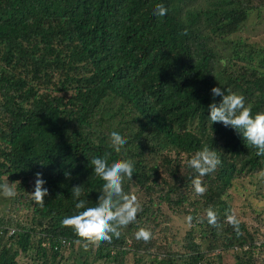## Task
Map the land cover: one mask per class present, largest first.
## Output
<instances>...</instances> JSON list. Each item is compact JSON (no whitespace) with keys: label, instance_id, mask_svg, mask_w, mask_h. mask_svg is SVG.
Segmentation results:
<instances>
[{"label":"trees","instance_id":"obj_1","mask_svg":"<svg viewBox=\"0 0 264 264\" xmlns=\"http://www.w3.org/2000/svg\"><path fill=\"white\" fill-rule=\"evenodd\" d=\"M158 3L166 16L153 15ZM262 11L264 0H0V184L15 183L31 214L28 227L0 216V264H21L18 256L28 264H215L220 256L208 254L219 248L234 254L233 264H257L264 216L263 237L242 223L237 237L226 191L234 179L264 172V157L235 130L212 124L208 106L221 87L243 95L253 117L264 113V47L232 39ZM113 131L127 139L119 153ZM204 146L219 150L222 164L201 178L207 192L197 196L187 161ZM106 153L109 164L134 162L123 188L142 211L119 239L85 251L61 221L82 211L73 186L82 185L88 207L97 205L104 182L89 161ZM36 173L49 190L43 208L30 196ZM210 206L220 229L207 222ZM171 214L200 218L193 223L203 251L191 230L176 252L160 242ZM140 228L152 232L149 242L135 238Z\"/></svg>","mask_w":264,"mask_h":264},{"label":"clouds","instance_id":"obj_2","mask_svg":"<svg viewBox=\"0 0 264 264\" xmlns=\"http://www.w3.org/2000/svg\"><path fill=\"white\" fill-rule=\"evenodd\" d=\"M168 13V8L163 3H158L153 9V15L164 17ZM226 64V61H222ZM221 87H213L211 95L213 102L208 106V119L212 124L220 123L224 127H230L240 134L247 144L256 150V155L264 157V113H258L252 116L251 106L246 105L245 97ZM216 97H221L217 104ZM127 143V139L120 133L113 131L111 133V144L115 152L119 153L121 147ZM111 154L106 153L103 156H96L89 161L96 176L104 183L100 192L97 205L88 207L87 201L81 199L83 195L82 185H76L71 188L72 196L76 199L75 208L82 209L78 214L65 217L61 221V226L74 230L79 238L74 243L83 247L85 251L90 247H99L101 243H111L113 237L119 239L121 229L137 221V215L142 211L136 196L129 195L124 191L123 181L127 177L132 180L135 171L134 162L131 160H116L109 164ZM188 166L196 173L191 183L197 196H203L207 192V186L203 184L202 177L212 174L222 164L220 151L208 146L201 150L187 161ZM66 179H71V173H64ZM15 184V183H13ZM13 184H0V193L6 198H15L17 193ZM46 181L41 173H36L34 192L30 194L35 203L41 208L45 206V197L49 196V190L45 187ZM206 218L210 226L220 229L219 216L211 206L206 209ZM201 223L200 218H194L189 215L186 217L187 226L194 227ZM227 222L233 227L237 237L243 235L240 229V220L234 214L226 213ZM6 236H11L15 232L13 227L7 225L5 228ZM137 240L145 243L153 238L150 230L140 228L135 233Z\"/></svg>","mask_w":264,"mask_h":264},{"label":"rangeland","instance_id":"obj_3","mask_svg":"<svg viewBox=\"0 0 264 264\" xmlns=\"http://www.w3.org/2000/svg\"><path fill=\"white\" fill-rule=\"evenodd\" d=\"M238 38L246 43H256L259 46L264 47V11L261 12V18L259 19H256L253 15L248 18L243 25V28L237 34L232 36V39ZM12 186L14 187V184ZM28 192H30V190ZM226 193L228 195L227 201L230 204L232 214L240 220V223L244 225L245 229L254 230L257 233L256 237H263V232H259V230L262 228L261 221L264 216V172L249 176H241L234 179L231 183V187ZM18 195L19 194L17 193L15 198H6L0 193V201L4 200L0 203V216L11 221V223L14 222L20 224V226L28 227L31 222V214L29 209L26 208V204L17 202ZM189 198L192 199V201L194 200L191 196H189ZM191 207H194V205L192 204ZM162 211H167V209L163 207ZM171 215V222L167 224V226L170 227L171 232L165 233V235H159L161 238L160 242L169 244L173 243L170 244V248L173 252H176L179 248V245L176 242H181L182 240V243H186L185 235L191 230V237L194 239V242L200 246V250L203 251L205 242L200 239V234H198L199 229L195 226L189 228L187 226L186 218L182 219L173 214ZM195 222L196 221H194V223ZM256 241L258 240L256 239ZM215 254L220 256L219 261L215 260ZM260 254L261 253L254 254L255 259L258 260L257 264L260 262ZM262 255L264 254H261V258L264 259V256ZM162 257L163 255H159L158 259H161ZM208 257L211 261L215 260V264H233L235 261L234 254L229 249L223 248H219L218 250L215 249L212 253L208 254ZM18 258L19 256L16 259L21 264L30 263L28 257ZM129 262L131 261H128L127 263ZM96 264H103V261L100 260Z\"/></svg>","mask_w":264,"mask_h":264},{"label":"built area","instance_id":"obj_4","mask_svg":"<svg viewBox=\"0 0 264 264\" xmlns=\"http://www.w3.org/2000/svg\"><path fill=\"white\" fill-rule=\"evenodd\" d=\"M256 245H258V244H256ZM234 248H235V247H234ZM246 248H247L246 246H243V247H240L239 249H240V250H246Z\"/></svg>","mask_w":264,"mask_h":264}]
</instances>
